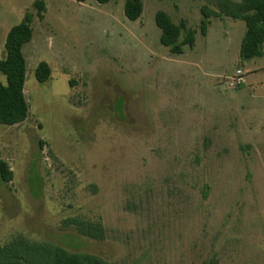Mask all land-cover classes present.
Returning <instances> with one entry per match:
<instances>
[{
    "label": "rangeland",
    "instance_id": "1",
    "mask_svg": "<svg viewBox=\"0 0 264 264\" xmlns=\"http://www.w3.org/2000/svg\"><path fill=\"white\" fill-rule=\"evenodd\" d=\"M141 1L131 21L126 0H0V60L33 16L29 116L0 126L14 173L0 177V245L23 236L110 264H264V48L241 59L246 24L220 8L242 0ZM159 12L194 31V46L165 48ZM76 218L101 221L103 240Z\"/></svg>",
    "mask_w": 264,
    "mask_h": 264
},
{
    "label": "trees",
    "instance_id": "2",
    "mask_svg": "<svg viewBox=\"0 0 264 264\" xmlns=\"http://www.w3.org/2000/svg\"><path fill=\"white\" fill-rule=\"evenodd\" d=\"M84 3L90 0H74ZM106 4L112 0H93ZM34 7L38 17L43 19L45 4L37 1ZM221 13L236 20L245 22L247 31L243 38L240 57L251 60L263 55L264 48V0H242L240 4L225 3ZM125 16L131 21H137L143 14L141 0H126ZM206 15V9L203 10ZM206 17V16H205ZM33 16L27 13L24 20L13 26L6 38V56L0 60V72L6 77V82H0V126H15L23 123L29 116V105L25 97V82L27 62L23 48L33 39ZM156 24L162 34L161 44L172 54L182 53L183 46H194L195 32L188 30L184 35L185 26L175 24L164 12L156 15ZM210 22L203 21L201 31L206 34ZM39 83H46L51 78V68L46 62H41L35 72ZM0 177L3 183H10L14 178L9 164L0 158ZM83 220V219H82ZM72 219L76 231L88 239L102 241L103 227L101 221H82ZM0 264H110L100 257L91 254L74 253L61 246L50 243L30 242L23 236H18L7 244L0 245ZM203 264H219L210 260Z\"/></svg>",
    "mask_w": 264,
    "mask_h": 264
},
{
    "label": "built area",
    "instance_id": "3",
    "mask_svg": "<svg viewBox=\"0 0 264 264\" xmlns=\"http://www.w3.org/2000/svg\"><path fill=\"white\" fill-rule=\"evenodd\" d=\"M241 79H242V72L238 71L235 76L231 77L229 82L230 86L234 87L235 85L239 84Z\"/></svg>",
    "mask_w": 264,
    "mask_h": 264
}]
</instances>
